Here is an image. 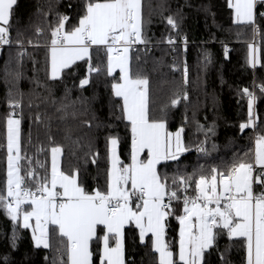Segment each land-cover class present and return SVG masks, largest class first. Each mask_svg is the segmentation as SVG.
Here are the masks:
<instances>
[{
	"label": "trees",
	"instance_id": "16d2710c",
	"mask_svg": "<svg viewBox=\"0 0 264 264\" xmlns=\"http://www.w3.org/2000/svg\"><path fill=\"white\" fill-rule=\"evenodd\" d=\"M82 7L83 0H17L14 6L12 42L0 50V188L6 177V119L10 113L21 120L22 149L33 158V167L41 175L45 169L50 173L51 155L37 153V148H48L49 137L63 148L62 171L78 170V181L89 193L105 189L110 137L118 138L119 158L125 164L131 162L130 124L123 119L122 101L111 88L120 73L107 74L105 50L95 46L91 50V63L99 72L89 76L87 63L77 61L51 79V29L63 15L70 18L69 24H77ZM259 13H264V4H257L256 25L261 34L256 45L258 62L252 67L248 44L254 40L253 26L235 22L228 0H142L146 43L131 47L130 74L148 80L150 118H163L171 132L182 127L183 143L190 149L178 160L158 164V172L169 177V184L175 176L195 173L198 179L213 167L225 170L254 148L257 135H264L260 87L255 102L257 128L240 129L248 120V97L242 90L252 92L255 85L264 84V17ZM170 16L177 22L175 29L167 23ZM169 39L175 43H168ZM86 77L90 82L81 87L80 81ZM177 97L180 102L172 106ZM10 102L19 107L12 108ZM199 147L206 153L198 151ZM37 160L45 167L39 168ZM22 164L27 167L26 161ZM193 189L194 183L187 194L194 195ZM172 207L176 215L183 214L182 200L173 201ZM166 223L165 240L178 260L179 222L171 216ZM21 224L0 209V264H53L59 255L58 241L52 239L48 249L37 248L31 229ZM100 248L93 241V264H100ZM124 258L125 264H158L151 235L141 242L139 230L126 226ZM204 264H246L243 238L229 239L221 232L205 252Z\"/></svg>",
	"mask_w": 264,
	"mask_h": 264
},
{
	"label": "snow or ice",
	"instance_id": "6c2138e0",
	"mask_svg": "<svg viewBox=\"0 0 264 264\" xmlns=\"http://www.w3.org/2000/svg\"><path fill=\"white\" fill-rule=\"evenodd\" d=\"M16 3L17 0H0V45L12 42L11 18ZM257 4H264V0H228L235 22L252 25L254 39L260 32L256 26ZM141 8V0H83L78 23L69 24L68 16H60L51 29L50 41L51 79H57L77 61L87 63L89 76L99 72L100 68L91 63L94 46L105 50L109 76L119 69V80L111 88L122 101L123 119L130 124L131 162L125 164L119 158L118 138L110 137L105 189L89 193L78 182V170H61L63 148L49 137L48 148H37V153L51 155L50 173L45 169L41 175L33 167V158L22 149L21 120L10 113L6 119V177L0 188V209L13 222L22 221L23 228L32 230L37 248L48 249L52 239L58 241L59 255L53 264H93V241L102 245L100 264H125L126 225L139 230L141 242L151 234L152 247L159 254L158 264H204L205 252L221 232H226L229 239L243 238L246 264H264V135H257L254 148L225 170L213 167L208 175L202 174L198 179L195 173L175 176L169 184V177L159 173L157 165L178 160L190 149L183 143L182 127L172 133L167 131L163 118H150L148 80L130 74L131 46L146 43ZM259 15L264 17V13ZM167 23L173 29L178 27L171 16ZM41 32L37 29L38 34ZM168 43L175 41L169 39ZM248 48L249 63L255 67L259 49L254 42ZM184 72L186 77V67ZM89 82L86 77L80 86ZM259 87L264 93V84ZM242 94L248 97V120L240 124L241 132L256 127V96L248 88ZM179 102L177 97L171 104L176 106ZM10 106L16 108L19 104L10 102ZM36 120L40 121V117ZM198 151L206 153L203 147ZM141 154H146V158L141 159ZM22 161L27 162V167ZM36 164L45 167L38 160ZM193 183L195 194L190 196L187 193ZM181 200L183 214L176 215L172 204ZM171 216L179 222L178 260L165 240L166 222Z\"/></svg>",
	"mask_w": 264,
	"mask_h": 264
},
{
	"label": "built area",
	"instance_id": "2783aa9c",
	"mask_svg": "<svg viewBox=\"0 0 264 264\" xmlns=\"http://www.w3.org/2000/svg\"><path fill=\"white\" fill-rule=\"evenodd\" d=\"M257 27H259L258 25H256ZM260 29V28H259ZM42 33V32H41ZM260 34H261V31L259 32V34L258 35H256L255 36V39L253 40V42L255 43V46L257 45V43L259 42V39H260ZM252 42V43H253ZM135 44H133L131 47H133ZM4 45H0V50L2 49V47H3ZM257 88L259 89V86L258 85H255V87H254V89H253V93H254V95L256 96V90H257ZM255 102H256V100H255ZM254 113H255V118L257 119V116H256V110H255V103H254ZM257 120H256V127L255 128H253V130L255 131V129L257 128Z\"/></svg>",
	"mask_w": 264,
	"mask_h": 264
},
{
	"label": "rangeland",
	"instance_id": "374dc122",
	"mask_svg": "<svg viewBox=\"0 0 264 264\" xmlns=\"http://www.w3.org/2000/svg\"><path fill=\"white\" fill-rule=\"evenodd\" d=\"M130 49H131V48H130ZM129 57H130V50H129ZM117 71H119L118 68L114 71V73L117 72ZM119 73H120V71H119ZM147 103H148V100H147ZM14 118L18 119V116L14 115ZM165 125H166V123H165ZM166 129H167V125H166ZM167 131H168V129H167ZM169 132H171V131H169ZM175 132H176V131H175ZM175 132H172V133H175ZM140 158H141V159H145V158H146V154H141V157H140ZM157 167H158V165H157Z\"/></svg>",
	"mask_w": 264,
	"mask_h": 264
},
{
	"label": "crops",
	"instance_id": "0c3cea01",
	"mask_svg": "<svg viewBox=\"0 0 264 264\" xmlns=\"http://www.w3.org/2000/svg\"><path fill=\"white\" fill-rule=\"evenodd\" d=\"M141 2H142V0H141ZM234 20H235V14H234ZM258 56V55H257ZM257 62H258V59H257ZM257 64V63H256ZM61 74H62V72H61ZM60 74V75H61ZM50 75H51V64H50ZM60 77V76H59ZM17 116V115H16ZM18 119H19V117H18ZM117 154H118V151H117ZM61 157H62V155H61ZM61 157H60V167H61ZM62 170V169H61ZM79 182V181H78ZM33 223H34V221H33ZM126 226H128V225H126ZM125 226V227H126ZM124 230H125V228H124ZM32 231V230H31ZM149 235H151V234H148L147 236H149ZM146 236V237H147ZM146 237H145V239H146ZM101 247H102V245H101ZM158 257H159V254H158ZM125 259V258H124Z\"/></svg>",
	"mask_w": 264,
	"mask_h": 264
}]
</instances>
